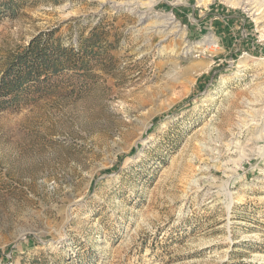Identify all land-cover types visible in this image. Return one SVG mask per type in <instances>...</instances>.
Instances as JSON below:
<instances>
[{
  "label": "rangeland",
  "instance_id": "obj_1",
  "mask_svg": "<svg viewBox=\"0 0 264 264\" xmlns=\"http://www.w3.org/2000/svg\"><path fill=\"white\" fill-rule=\"evenodd\" d=\"M34 37L0 264H264V0H0V84Z\"/></svg>",
  "mask_w": 264,
  "mask_h": 264
},
{
  "label": "trees",
  "instance_id": "obj_2",
  "mask_svg": "<svg viewBox=\"0 0 264 264\" xmlns=\"http://www.w3.org/2000/svg\"><path fill=\"white\" fill-rule=\"evenodd\" d=\"M41 37H34L29 42V53L23 60H19L18 69L13 75L4 76L0 84L1 91L5 94L15 93L22 84L27 83L32 78H38L41 73L47 69H55L57 66L56 59L46 56L42 51ZM60 47L55 46L54 50L59 52ZM64 51V49L60 50ZM23 58V57H22ZM28 58V59H26Z\"/></svg>",
  "mask_w": 264,
  "mask_h": 264
},
{
  "label": "bare ground",
  "instance_id": "obj_3",
  "mask_svg": "<svg viewBox=\"0 0 264 264\" xmlns=\"http://www.w3.org/2000/svg\"><path fill=\"white\" fill-rule=\"evenodd\" d=\"M260 13V12H259ZM169 20V21H168ZM168 20H166V21H163V22H161V23H159V24H157V28H158V30L159 31H161V33L162 34H164V35H166V34H169L170 35V32H171V25L174 23L173 21H171V19H168ZM262 113V112H261ZM257 116H259V115H257ZM256 116V117H257ZM264 116H262V120H261V125L264 127ZM253 119V118H252ZM251 119V120H252ZM263 132V131H262ZM261 132V134H263Z\"/></svg>",
  "mask_w": 264,
  "mask_h": 264
}]
</instances>
